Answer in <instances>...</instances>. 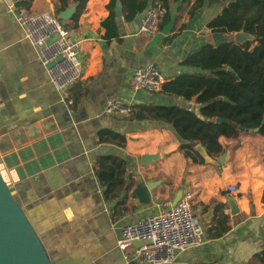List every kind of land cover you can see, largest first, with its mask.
Returning a JSON list of instances; mask_svg holds the SVG:
<instances>
[{
    "label": "crops",
    "instance_id": "obj_1",
    "mask_svg": "<svg viewBox=\"0 0 264 264\" xmlns=\"http://www.w3.org/2000/svg\"><path fill=\"white\" fill-rule=\"evenodd\" d=\"M20 1L25 5L18 6ZM110 1L89 0L84 14L73 22L60 14L77 7L74 0H0V172L52 264H129L118 246L123 226L165 213L180 191L193 192L200 184L174 129L136 117L138 106L176 105L197 111L200 106L195 99L162 91L135 92L130 77L135 68L151 64L161 68L168 82L198 72L181 62L212 43L207 24L221 5L210 7L204 0L196 8L197 0H172L171 21L163 28L121 36L106 34L102 24L110 16ZM43 12L56 14L82 40L83 74L66 90L50 82L48 68L15 19L16 14ZM112 97L128 104L131 118L104 113ZM106 131L124 135L126 142L119 145L102 135ZM219 142V158L224 160L219 167L211 166L219 173L217 180L196 192L205 240L173 264H260L254 256L264 250V135L241 131ZM146 155L153 156L148 164L143 163ZM103 156L126 162L124 178L130 188L113 201L107 200L97 173V160ZM139 179L160 182L150 191L149 204L133 194ZM231 185L238 193L228 192ZM230 199L238 206L236 215ZM218 229L228 231L214 237Z\"/></svg>",
    "mask_w": 264,
    "mask_h": 264
},
{
    "label": "trees",
    "instance_id": "obj_2",
    "mask_svg": "<svg viewBox=\"0 0 264 264\" xmlns=\"http://www.w3.org/2000/svg\"><path fill=\"white\" fill-rule=\"evenodd\" d=\"M89 0H74L76 12L72 18L77 22L84 14ZM126 23L133 22L137 15L161 4L165 14L159 24L163 28L171 21L172 0H120ZM188 0H182L183 3ZM209 6L221 5L220 13L208 22L212 33L237 34L244 31L255 39L243 45L235 42L215 47L209 42L192 51L182 66L198 70L196 73L178 75L167 82L162 92L188 101L195 99L200 109L192 110L176 105H144L137 107L136 117L140 120L161 121L170 125L180 138V149L188 159L205 163L195 150L201 144L207 154L219 158L223 147L221 137L232 138L241 131H255L264 135V0H208ZM117 0L108 5L110 16L102 24L106 34H118L116 22ZM204 0H197L196 8ZM18 6H24L20 1ZM223 119L222 122H217ZM110 140L121 146L126 142L124 135L106 131ZM124 159L118 156H103L97 160L98 177L106 187V198L116 200L123 191L129 190L125 180ZM228 217H224L226 220ZM228 229H218L214 237L223 236ZM264 264V250L254 256Z\"/></svg>",
    "mask_w": 264,
    "mask_h": 264
},
{
    "label": "built area",
    "instance_id": "obj_3",
    "mask_svg": "<svg viewBox=\"0 0 264 264\" xmlns=\"http://www.w3.org/2000/svg\"><path fill=\"white\" fill-rule=\"evenodd\" d=\"M164 14L161 4L147 9L137 34L157 32ZM15 19L45 67L62 57L48 69L50 82L59 90L74 86L84 70L80 58L82 40L75 29L64 24L52 12L20 13L15 15ZM167 82L164 72L156 64L137 67L130 77V85L135 92L158 93ZM68 105L72 106L73 101L69 100ZM104 113L132 117L130 107L119 97L108 99ZM228 192L238 193V187L231 185ZM204 240L205 227L194 210V194L185 191L178 203L175 206L171 204L165 213L125 224L118 246L129 264H173L180 254L197 248ZM134 242L144 245L136 247Z\"/></svg>",
    "mask_w": 264,
    "mask_h": 264
},
{
    "label": "water",
    "instance_id": "obj_4",
    "mask_svg": "<svg viewBox=\"0 0 264 264\" xmlns=\"http://www.w3.org/2000/svg\"><path fill=\"white\" fill-rule=\"evenodd\" d=\"M16 1V0H12ZM77 7L70 11L62 12L60 18L62 20L72 19ZM116 22L119 26V34L126 36L127 34H136L139 30V26L144 19V15L147 10L137 15L136 19L127 23L128 28L125 27V20L122 13V3L117 0L116 4ZM55 37L51 40L53 41ZM255 38L245 33L239 32L234 38L224 33H212V43L215 47H219L224 44L235 42L237 45H243L248 40H254ZM62 60V57L58 58L56 62ZM56 62L50 63L47 68L51 69ZM223 119H218L217 122H222ZM257 131V130H255ZM195 150L204 158L208 164H215L216 160L211 158L205 148L199 144ZM153 159V156L146 155L143 157V163L148 164ZM224 157L218 159L219 163H223ZM160 182L145 183L143 179L137 181V187L133 194L143 204H149L151 201L150 191L159 186ZM183 192L180 191L174 199L172 205L175 206ZM232 214L236 215L239 212L238 206L233 199L229 200ZM136 247H141L144 243L134 242ZM0 264H52L47 251L26 216L24 210L20 204L14 198L9 186L3 179L0 172Z\"/></svg>",
    "mask_w": 264,
    "mask_h": 264
},
{
    "label": "rangeland",
    "instance_id": "obj_5",
    "mask_svg": "<svg viewBox=\"0 0 264 264\" xmlns=\"http://www.w3.org/2000/svg\"><path fill=\"white\" fill-rule=\"evenodd\" d=\"M235 35L236 34L233 33V34H230L229 36L234 38ZM218 159H216V163H215V166H217V167H219V165H220L218 162ZM193 165L195 167L193 174L195 175V177H197L200 180V184L198 185L197 188H195V187L191 188L195 194L194 209H195V211H197V207L201 201H200V198L198 196H196V192H199V190H201L204 187V184L206 182H208L209 185L213 184V182L217 180V175H219V173L214 171V168L213 169L211 168V166L214 167V165L208 164L206 162L204 164H202L200 162H194L193 161Z\"/></svg>",
    "mask_w": 264,
    "mask_h": 264
}]
</instances>
